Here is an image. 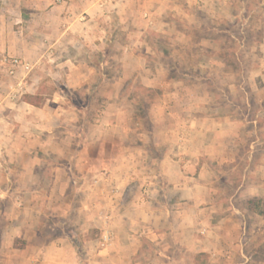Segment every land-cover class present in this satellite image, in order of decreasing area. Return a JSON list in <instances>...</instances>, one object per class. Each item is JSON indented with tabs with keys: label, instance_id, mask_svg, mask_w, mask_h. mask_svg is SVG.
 Here are the masks:
<instances>
[{
	"label": "crops",
	"instance_id": "crops-1",
	"mask_svg": "<svg viewBox=\"0 0 264 264\" xmlns=\"http://www.w3.org/2000/svg\"><path fill=\"white\" fill-rule=\"evenodd\" d=\"M1 1L0 54L22 57L33 68L25 77L0 68V264H244L247 221L234 201L264 191L248 181L247 161L225 203L215 198L232 182L222 165L243 158L236 139L227 137V122L194 117L180 128L170 105L158 106L174 118L168 122L151 117L150 105L146 128L124 87L136 70L146 86L151 76L145 66L139 71L144 58L132 43L112 53L110 27L81 22L84 10L41 6L22 18V0ZM147 1L152 10L142 11L141 22L158 27L160 0L138 6ZM183 2L185 16H194L197 5L213 15L216 2L227 14L228 0ZM92 7L85 11L94 15ZM120 10L136 15L124 4ZM20 80L22 93L12 99L10 86ZM34 95L42 101H31ZM252 157L248 152L246 159ZM69 187L83 194L69 212L75 230L63 227L43 238L41 215L55 205L39 204L37 194L54 188L61 200ZM86 222L98 237L79 238L76 230ZM105 226L113 238L102 247ZM199 255L206 260L197 262Z\"/></svg>",
	"mask_w": 264,
	"mask_h": 264
},
{
	"label": "rangeland",
	"instance_id": "rangeland-1",
	"mask_svg": "<svg viewBox=\"0 0 264 264\" xmlns=\"http://www.w3.org/2000/svg\"><path fill=\"white\" fill-rule=\"evenodd\" d=\"M120 4L135 10L136 15L132 17L122 13ZM156 4L160 11L158 22L161 24L158 27L141 22L142 11L152 10L149 1L144 6H138V0H22L19 7L22 18L29 17L27 12H34L41 6H69L74 12L84 10L80 15L81 22L110 27L107 29L108 39L113 45L112 53L119 55L120 45L132 43L144 58L141 63H136L140 66L139 71L145 66L151 76L146 86L136 70L134 78L126 80L124 87L131 101L138 106V118L144 120L145 127H151L147 117V106L150 105L153 107L150 116H156L162 122L174 121V118H167L170 117L167 113L159 111L170 105L180 128L187 119L194 117L226 121L227 137L236 139L234 143L243 153V158L239 162L228 160L222 165L223 170L230 173L227 176L230 175L232 182L224 192H217L215 198L225 203L237 181L242 179V170L249 161L252 177L248 181L257 190L261 188L264 191V0H228L225 16V11L219 9L217 2L211 6L210 12L216 11L213 15H209L206 8H197V5L196 14L191 17L182 13L186 8L183 0H160ZM89 6H93L97 13L93 15L89 10L85 11ZM179 6L182 9L179 10ZM127 24L130 25L128 29ZM98 33L103 34L101 31ZM83 39L89 43L100 41V38L88 36ZM117 61L115 57V71L122 69ZM153 76L157 77L156 80ZM48 87L45 85L44 90L48 91ZM42 97L34 95L28 98L40 103ZM155 109L158 111L155 112ZM6 120L10 122V119ZM248 152L253 155L250 160L246 159ZM50 164H47L49 171L52 169ZM38 167L42 168V163ZM17 182L21 183L22 179L18 177ZM56 194L54 188L37 194L39 204L47 207L55 205L54 209L45 208V214L41 215L39 231L43 238L59 234L63 227L76 228L70 222L69 212L71 205L80 197L82 199L83 194L70 187L61 200L55 198ZM236 199L234 203L247 221L246 256H242V261L244 264H264V192L259 197L258 212L245 209L247 198L236 196ZM66 204L67 208H61ZM64 220L67 223H63ZM86 227L87 230H83ZM76 231L81 239L99 236V231L89 227L87 222ZM144 248L150 250L148 246ZM205 260L204 256H196L197 262Z\"/></svg>",
	"mask_w": 264,
	"mask_h": 264
},
{
	"label": "built area",
	"instance_id": "built-area-1",
	"mask_svg": "<svg viewBox=\"0 0 264 264\" xmlns=\"http://www.w3.org/2000/svg\"><path fill=\"white\" fill-rule=\"evenodd\" d=\"M0 68L5 70L9 75H15L17 72L21 73L22 76H26L33 68V64L28 60L8 53L0 54ZM23 80H20L10 86V98L17 97L18 93H22L24 87ZM106 218V217H105ZM113 234L105 226L99 237V245L102 247L108 246L111 244Z\"/></svg>",
	"mask_w": 264,
	"mask_h": 264
},
{
	"label": "trees",
	"instance_id": "trees-1",
	"mask_svg": "<svg viewBox=\"0 0 264 264\" xmlns=\"http://www.w3.org/2000/svg\"><path fill=\"white\" fill-rule=\"evenodd\" d=\"M25 98L28 99L27 97H25ZM35 103H37V102H35ZM260 202L261 201H260L259 197H253V198L247 199L246 204H247L249 209L258 212L257 209L259 207Z\"/></svg>",
	"mask_w": 264,
	"mask_h": 264
}]
</instances>
